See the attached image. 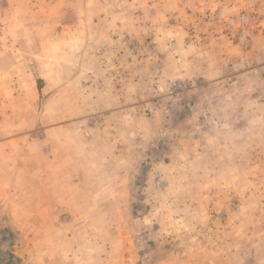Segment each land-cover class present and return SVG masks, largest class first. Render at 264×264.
Wrapping results in <instances>:
<instances>
[{"label":"rangeland","instance_id":"374dc122","mask_svg":"<svg viewBox=\"0 0 264 264\" xmlns=\"http://www.w3.org/2000/svg\"><path fill=\"white\" fill-rule=\"evenodd\" d=\"M60 2L59 9H46L47 4L44 10L24 8L21 2L11 7L13 39L24 49L19 55H29L27 69L41 92L43 123L35 121L30 136L44 143V155L53 156V137L68 138L66 133L76 128L74 139L80 144L102 147L120 159L128 176V218L137 238L138 264H181L170 255L187 247L189 264H264V259L252 256L246 230L247 222H258L254 213L264 221V154L258 156L262 165L250 161V155L249 160L243 156L235 161L228 149L220 150L214 142L221 121L239 138L264 144V130L245 129L251 119L264 121V14L258 11L262 1L254 0L247 8L225 0ZM10 5L11 0H0V14ZM23 28L34 32L29 39ZM71 28L84 35L69 36ZM69 50L78 55L77 66L65 65V60L73 62L64 58ZM41 58L45 66L37 65ZM204 66L222 77H204ZM74 74L82 78L75 87ZM86 87H91L88 105L77 108L85 103L79 92ZM56 88L60 103L48 107ZM29 115L19 119L29 121ZM2 119L6 117L0 113V123ZM49 124L55 125L53 132ZM57 125L64 127L55 129ZM227 135L222 139L227 141ZM192 187L198 188L197 200V191L204 189V197L216 203L209 201V208L202 200L190 211L185 202ZM167 224L172 226L170 235ZM235 226L238 250L230 257H196L203 253L198 247L204 239L228 252L229 231ZM261 248L264 251V241Z\"/></svg>","mask_w":264,"mask_h":264},{"label":"crops","instance_id":"0c3cea01","mask_svg":"<svg viewBox=\"0 0 264 264\" xmlns=\"http://www.w3.org/2000/svg\"><path fill=\"white\" fill-rule=\"evenodd\" d=\"M14 1L21 2L24 8H42L47 4L46 9L49 7L59 9L61 4V0H55L54 3L52 0L49 2L11 0L10 8L6 9L3 15L0 14V89H4L0 92V113L6 117L5 120L2 119L3 123H0V264H138L140 254L137 238L128 218L130 210L126 196L130 192L129 187H126L129 183L126 182L128 176L121 167L120 159L115 160L114 155L105 153L102 147L94 150L85 143L80 144L74 139L73 132L76 128L66 133L68 138L53 137L50 140L53 146L52 157H47L42 152L41 147L44 143L36 142L30 136V132L35 129V121L38 124L43 123L39 103L41 92L34 73L27 69L30 67L29 55L20 56L18 52L24 49L19 48V43L13 39V30L10 27L11 13L13 8H16L13 5L16 4ZM89 1L93 2V0ZM225 1L233 6L241 2L246 8L249 4L252 7L254 3V0ZM260 1L263 6L258 11L262 15L264 0ZM42 10L36 13L39 14ZM252 11L254 12V9ZM23 29V34L28 39L34 33H30L29 28ZM63 31L62 34L68 32V35L72 37L76 35L74 33L80 37L84 35L79 28H71L67 32L63 29ZM261 32L264 33V30ZM87 36L93 38V34H87ZM22 43L27 44L28 41H22ZM39 52L40 49L37 50L36 56L40 55ZM73 54L74 50H69L64 58H70L73 62L65 60V65L77 66L78 63L75 61L78 55L73 56ZM37 61L38 66H45L43 58L41 62ZM54 65L58 64L54 63ZM205 67L204 77L213 75L214 80L222 77L221 75L216 78L218 71L213 70L209 73ZM15 68L21 69L19 71ZM71 81L72 86L75 87L82 78L74 74ZM90 82L93 84L94 80ZM59 88L62 92V86ZM58 90L55 89L52 97L54 100L48 107L55 105L54 103H60ZM70 90L73 89L70 88ZM90 91L91 87H86L84 92H79L83 93L82 98L85 103L82 101L77 108L83 107L84 104L88 105ZM69 93L71 94L70 91ZM246 113L248 114V110ZM26 114H30L29 121H23L22 117L19 119V116ZM34 115L36 118L33 117ZM226 125L228 123L220 121L219 126H215V129L220 132L214 140L215 146L220 150L223 147L228 149L229 156L235 161L243 156L245 160H249L250 157L247 155H250L253 156L250 161L256 159L259 165H262V160L258 159V156L264 154L263 142L256 144L259 149L255 150L256 146L247 136L239 138L232 130V126ZM53 126L55 125L49 124L47 127L53 132ZM59 127L64 126L57 125L55 129ZM245 129L250 132L256 129L263 131L264 121L256 122L251 119L245 123ZM225 132H228L227 141L222 139V134ZM253 152L257 154L253 155ZM187 189L190 197L185 203L190 211L196 210L194 206H199L202 200L209 208L210 202L216 203L204 197V189L197 191V193L201 192L198 194V196L201 195L200 200L196 198L195 190L198 188ZM122 196L126 198L117 200ZM110 211L119 212V214L111 217ZM253 217L258 222H247L246 228L249 243L253 248L251 254L255 258L264 259V251L261 248L264 241V221H259V214L254 213ZM262 218L264 220V217ZM182 223L185 224V222ZM205 224L206 222L203 224V231H205ZM170 226L167 224L169 227L166 231L167 235L173 232ZM230 229L228 252L221 245L211 247L212 244L204 239L198 247L203 253L196 257L206 258L205 256L210 253L217 256H221V253H230L228 255L230 257L233 249L238 250L235 242L237 240L236 226ZM226 244L227 242L224 243ZM170 256V259L180 258L181 264H189V259L192 257L189 247L185 251H175Z\"/></svg>","mask_w":264,"mask_h":264}]
</instances>
